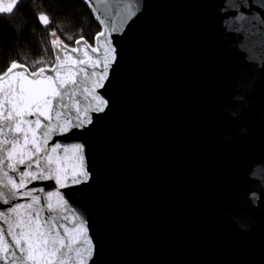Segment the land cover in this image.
<instances>
[{
	"label": "water",
	"instance_id": "95a60500",
	"mask_svg": "<svg viewBox=\"0 0 264 264\" xmlns=\"http://www.w3.org/2000/svg\"><path fill=\"white\" fill-rule=\"evenodd\" d=\"M86 4L110 30L99 0ZM133 7L109 36L116 60L96 90L107 107L89 112L92 123L49 138V149L81 144L89 175L66 187L31 181L22 192L45 190L33 193L42 218L50 215L48 192L64 197L60 222L72 228L82 220L93 242L87 264H264V0ZM85 97L91 101L81 89L66 103ZM61 164L69 177L79 167L71 152ZM10 207L0 201V211Z\"/></svg>",
	"mask_w": 264,
	"mask_h": 264
},
{
	"label": "snow or ice",
	"instance_id": "6c2138e0",
	"mask_svg": "<svg viewBox=\"0 0 264 264\" xmlns=\"http://www.w3.org/2000/svg\"><path fill=\"white\" fill-rule=\"evenodd\" d=\"M23 3L24 0H11L6 6L0 4V13L12 14L14 8ZM99 3L113 18V23L110 30L105 29L96 35L94 46L81 36L74 43L77 46L83 44V47L69 48L56 30L49 29L53 23L49 16L38 12L39 25L54 37L50 52L54 59L48 63L42 56L38 57L32 61L33 70H29L26 58L23 61L11 60L0 70V201L12 205L7 212L0 211V221L7 225V228L0 227V264H87L93 256L94 245L87 235L85 223L81 220L69 228L60 222L58 209L66 205L59 192L46 194L50 215L42 218L45 209L34 207L41 204V196L33 193L45 190L38 188L22 192V189L39 179L54 180L56 185L66 187L69 178L71 183L77 184L82 182L81 177L89 175L81 144L55 143L49 149L48 142L54 134H66L92 123L89 112H103L107 107L108 102L96 90L103 87L109 67L116 60V50L109 36L117 30L115 19L119 18L122 24L135 12L134 0L128 3L125 0H99ZM96 19L101 24L105 23L99 16ZM89 52L98 55L93 58ZM37 65L42 66L37 68ZM97 68L101 70L96 71ZM86 83H91L92 87H86ZM81 89L91 96V101L85 97L69 106L66 98L71 101ZM80 104L84 107L81 108ZM60 150L63 157L56 155ZM69 152L75 155L79 165L73 168L70 177L67 167L61 164ZM33 164L36 171H30ZM21 166L28 170H22ZM9 170L17 174L18 180L9 175ZM21 196L30 197L31 203L13 204ZM53 197L56 198V206L52 203ZM25 208L31 211L22 214L20 210ZM63 219L68 218L65 216Z\"/></svg>",
	"mask_w": 264,
	"mask_h": 264
},
{
	"label": "trees",
	"instance_id": "16d2710c",
	"mask_svg": "<svg viewBox=\"0 0 264 264\" xmlns=\"http://www.w3.org/2000/svg\"><path fill=\"white\" fill-rule=\"evenodd\" d=\"M46 13L50 20L49 29L56 30L60 39L69 47L81 36L89 45H95L96 35L103 31L89 5L83 0H24L14 8L12 14L0 13V70L9 61L27 59L29 70L38 57L51 63V40L47 30L39 25L36 13ZM11 16V19L7 17ZM71 36L72 39H68ZM48 51H45V50ZM42 65H37L40 67Z\"/></svg>",
	"mask_w": 264,
	"mask_h": 264
},
{
	"label": "rangeland",
	"instance_id": "374dc122",
	"mask_svg": "<svg viewBox=\"0 0 264 264\" xmlns=\"http://www.w3.org/2000/svg\"><path fill=\"white\" fill-rule=\"evenodd\" d=\"M11 2V0H0V4H2V5H4V6H6L8 3H10ZM75 47V46H74ZM69 48H71V47H69Z\"/></svg>",
	"mask_w": 264,
	"mask_h": 264
}]
</instances>
